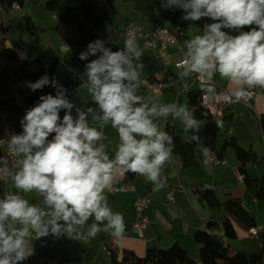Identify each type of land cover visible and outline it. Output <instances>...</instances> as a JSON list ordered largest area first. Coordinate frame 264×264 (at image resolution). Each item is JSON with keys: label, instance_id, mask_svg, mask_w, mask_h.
Wrapping results in <instances>:
<instances>
[{"label": "clouds", "instance_id": "obj_1", "mask_svg": "<svg viewBox=\"0 0 264 264\" xmlns=\"http://www.w3.org/2000/svg\"><path fill=\"white\" fill-rule=\"evenodd\" d=\"M161 8L180 9L186 22L212 21L198 29L201 34L183 41L186 52L177 64L181 78L196 74L202 101L215 93L210 82L217 72L232 89L216 93L218 102L240 101L251 94L249 90L264 89V0H161ZM105 43L96 39L78 56L81 61L96 57L85 66L87 83L82 87L102 115L91 107L77 108L74 118L67 89L47 74L26 85L34 92L51 86L56 94L39 97L40 102L20 120L22 133H6L16 159L10 162L0 155V180H10L17 191L0 198V264H24L35 254L33 241L49 236L88 241L103 231L122 238L123 214L111 209L105 193L117 176L129 172L163 186L162 171L173 159L175 144L173 136L154 123L157 116L178 119L186 136L193 133L187 142H196L208 163L211 148L203 147L195 134L201 121L188 103L148 107L143 97L135 95L143 68L135 30L129 31L122 50L112 52ZM61 110H65L62 119ZM89 114L101 128L111 122L116 130L119 143L114 156L104 144L97 146L104 133L89 126ZM216 126L221 127L222 121ZM22 193L39 194L44 206L30 203Z\"/></svg>", "mask_w": 264, "mask_h": 264}, {"label": "trees", "instance_id": "obj_2", "mask_svg": "<svg viewBox=\"0 0 264 264\" xmlns=\"http://www.w3.org/2000/svg\"><path fill=\"white\" fill-rule=\"evenodd\" d=\"M122 1L130 4V20L137 21L142 19L145 23L151 25V30H145L142 25L128 21L125 25V35L130 25L141 28L144 32L152 33L154 30L169 28L181 33L185 28L202 23L200 21L191 22L181 19L183 15L180 9L165 10L161 8V0H66L65 11L59 16L56 36H59L63 42L72 48L70 65H65L61 61L60 54L51 46L35 58L22 62L18 54L8 47L0 49V57L7 63H0V138L8 143L6 133L13 132L20 134L23 128L20 120L28 110L35 107L40 101L41 95H55L56 90L51 86H45L43 89L32 91L26 85L35 83L42 76L47 74L51 80L53 77L67 89L66 97L70 101L75 91L85 84V66L96 57H89L88 60L81 61L78 56L81 52L87 50L90 42L96 39L106 41L105 47L110 48L112 52L122 50L117 43L113 41L114 29L111 23L117 14L116 3ZM26 0H0V16L6 17L14 5L19 9L23 8ZM46 8L52 13H57V6L54 1H48ZM155 10H159V14ZM136 18V19H135ZM128 20V19H127ZM5 22L2 21L0 28H4ZM18 24L23 34H29L40 41V36L45 32L41 26H37L27 15H22L18 19ZM110 29V31H109ZM4 41V40H3ZM176 67V66H175ZM201 89H194L188 93L189 110L193 112L194 118L201 121L200 131L195 133L203 141V147H210L211 152L215 153L220 160H223L229 149H234L239 161L238 172L242 176V182L248 188H254L257 201L264 202V177L252 179L248 176V166L257 163V155L252 147L243 149L239 141L234 136H227L223 146L217 149V141L224 125V119L214 118L201 102ZM65 110L60 111V117L63 118ZM73 115V114H72ZM75 118V116L73 115ZM167 132L173 136L174 144L178 136L171 123L173 120L169 115L167 119ZM222 121V126L217 127L216 121ZM260 128L264 134V114L260 117ZM193 133L189 132L187 136ZM54 135V134H52ZM51 139V135L49 137ZM195 148H200L196 142L189 143ZM167 163L162 171L165 178L163 186L168 183L167 175L164 174L168 169ZM133 177V173H127ZM156 185L151 183L149 188ZM193 194L198 201L207 205L212 211L225 212L227 217L224 220L215 219L206 224V229L197 230L194 234V240L199 245L200 261L192 258L188 250L181 244L176 243L169 249L151 248L148 249L143 257L136 255L133 251H124L120 258L118 253L113 250L114 244L112 236L105 242V247L110 253L111 264H264V228L259 235L261 250L255 253H246L244 251H234L217 235L210 231L216 230L221 226L226 240H236L239 226L242 230L248 232L257 229L256 217L249 212L241 198L231 197L221 201L213 189H194ZM7 195L0 180V198ZM148 197V196H147ZM152 203V202H151ZM134 207V211H135ZM146 210V209H145ZM144 210V215L145 214ZM135 215V214H134ZM35 254L24 264H82L92 261V256L83 246L80 240L61 238L56 240L49 236L40 241H34Z\"/></svg>", "mask_w": 264, "mask_h": 264}, {"label": "crops", "instance_id": "obj_3", "mask_svg": "<svg viewBox=\"0 0 264 264\" xmlns=\"http://www.w3.org/2000/svg\"><path fill=\"white\" fill-rule=\"evenodd\" d=\"M130 7V4L123 3L121 8H117V14L115 17L116 22L119 23V27L115 25V28H113V41L121 48H124V41L127 38L124 28L126 23H129L128 21H134L142 25L146 31L152 29L151 25L145 23L142 19L140 22L132 20V18L130 20V17H132ZM54 17L59 19L57 14H54ZM200 22L202 25L195 24L185 28L181 32L184 40L190 39L196 34H201L198 32V29L202 30L204 24L212 23L211 20L207 19H202ZM4 28H7V26L4 25ZM222 31H226L230 35H238L237 32L227 29H222ZM0 32V34L4 36L6 35V32L1 28ZM53 38L54 41L51 43L52 47L60 54L61 61L63 60V55L68 56L69 63L64 64L70 65L72 48L63 42L59 36L54 34ZM136 40L142 50V56L138 63H142L143 68L139 69V90L135 95L143 97L142 102L147 103L148 107H152L154 104L159 107L165 104L188 103V93L194 89L200 88V83H195L190 75L181 78L179 73L182 69L175 67V63L181 61L186 52V48L183 45L184 40L167 47V50L162 54L158 49L150 50L145 39L136 38ZM41 46H43V44L40 39L39 42L34 40L32 51L22 52L19 51V49H13L10 46L8 48L13 49L18 54L21 61L25 62L38 56L39 54L37 53ZM20 47H23L21 49L25 50L24 45H21ZM84 80L86 84L87 77H85ZM150 83L160 85V92L155 93L152 91L149 87ZM210 83L216 86L215 93L224 90L229 92L232 91L229 82L222 79L218 72L213 76ZM70 102L74 105L72 114L75 118L77 116V108L87 111V109L91 107L95 110L97 115H102L99 105L92 101L91 94L85 87H79L75 91ZM241 107L244 109H247L246 107H248L253 111L254 114L250 113L251 118L258 124V127L261 130L259 122L261 115L264 114V89L256 88L255 94L249 98L248 103L243 102L226 106L223 110L222 117H214L212 115L214 118L224 119L225 122L221 132L228 134H220L217 141V149H220L223 146V137L225 140L227 136L236 137L242 132V129H239L238 132L235 128V121L239 117L238 111L241 110ZM87 120L90 127H96L98 131L104 133V139L98 141L97 146L101 143L104 144L105 150L109 155L114 156L119 139L116 130L111 127V122L101 128V122L94 120L92 114L88 115ZM153 121L159 128H161V130L167 131L168 126L164 117L157 116L153 118ZM171 124L178 139L176 140L177 143L174 148L173 159L169 162L168 169L164 172V174L167 175L168 183L162 187L154 186L149 188V185L152 182L148 181L146 177L135 173H133L132 177L126 173L122 177L117 176L111 189L105 193L108 197V203L111 209L114 212L122 213L124 217V235L117 240V243L113 248L120 258L123 256L124 251H133L136 255L143 257L148 249H169L174 244L179 243L188 250L194 260L199 262V245L194 240V234L197 230L206 229V224L211 220L212 216H210L207 211L211 209L207 205H203L198 201L197 197L193 194V190L213 189L217 197L223 202L228 198L226 192L229 190L228 182L232 181L231 178L235 176V178L240 179L241 181H239L242 183L241 175L238 172L239 161L235 159L231 160V157L229 156L230 151H227L223 160H220L215 153L211 152L210 157L208 158V163L205 164V157L201 148H195L187 142V136L183 132V125L181 122L177 119ZM240 142L246 143L245 145H248L249 143V141L241 140ZM211 159H216V163L212 164L210 162ZM256 164L260 165V162L257 161V163L250 164L248 170L256 167ZM1 183L2 185L5 183V188L4 186L3 188L6 194H13L17 191L11 186L10 180H1ZM122 188H126L127 190H122ZM22 195H24L26 199H29L30 203L35 202L41 207L44 206L42 203L43 198L40 197L39 194L22 193ZM169 195H171L172 199H169ZM145 196L150 197L152 203L145 210V216L149 224L144 232V237L140 238L132 229L135 214L134 207L137 198ZM253 202L257 203L258 201L254 198ZM243 204L250 212L249 206L244 202ZM211 212L213 211L211 210ZM225 216L227 217L226 214ZM259 227H262V225L258 224V228ZM235 228L238 237L236 240H226L221 226L217 227L216 230L210 231V233L220 237L233 250L241 251L243 246L247 243V248L252 249L251 242L248 241L246 237L249 234L239 226H236ZM110 236L112 235L109 232L102 231L98 233L94 239L88 241L80 240L92 256V261L82 264H111L110 253L105 247V242L109 240ZM260 246L256 251L260 249Z\"/></svg>", "mask_w": 264, "mask_h": 264}, {"label": "rangeland", "instance_id": "obj_4", "mask_svg": "<svg viewBox=\"0 0 264 264\" xmlns=\"http://www.w3.org/2000/svg\"><path fill=\"white\" fill-rule=\"evenodd\" d=\"M48 1H54L56 3L57 6L56 14L58 16H62V14L65 11L66 0H26L24 7L20 8V10L18 11L11 10L10 13L6 15V17H4V15L0 16V24L3 17V22L6 23L4 25L8 27V31H6L5 36L0 34V49L2 47L6 48L10 46L13 49H19V51L22 52L23 51L28 52L33 50L35 38L29 34L28 35L23 34L18 24V19H20L22 15L29 16L37 26H41L45 29V32L40 36L41 43L43 44V46L39 48L37 54H42L49 46L52 47L51 43L54 41L53 35L57 34L56 29L59 20L56 17H54V14L46 8V3ZM116 4H117L116 5L117 8L119 9V7L121 8V5L123 3L121 1H118ZM115 17H114V21L111 23L113 28H115V25L119 27V23L116 22ZM136 20L139 22L142 21L140 18ZM21 45H24L25 50L21 49L20 47ZM62 57H63L62 60L63 64L69 63V58H67L68 56L63 55ZM0 63H2L3 65L7 64L1 57H0ZM246 108L247 109L241 107V110L238 111L239 117L235 121V126H236L235 128L238 132L239 129H242V132L239 133L236 137L239 141L240 146L243 149H248L249 147H252L255 153L257 154V158L258 161L260 162V165L256 164V167L250 168L247 171H248V176L250 178L258 179L264 177V137L262 131L258 127V124L255 121H253L251 118L250 113H253V111H251L250 108L248 107ZM222 135H228V134L222 133ZM222 140L224 141V137L222 138ZM240 140L249 141V143L248 145H245L246 143L240 142ZM228 151H230L229 156L231 157V160L232 159L238 160L234 149H229ZM231 180H232L231 182H228L229 190L226 192L227 197L228 194L231 197H239L243 200V202L247 206H249L250 212H252L251 214L256 217L257 223L259 225H262V227L258 228L260 234L262 229L264 228V202L258 201L257 203H254L253 200L255 198L256 190L254 188H248L247 186H245V184H243V182L242 183L240 182L241 181L240 179L235 178V176H233ZM3 186L5 188V183L3 184ZM207 211L210 216L215 217V219H218L220 221L226 218L225 212H218V211L211 212V210H207ZM247 233L249 234V231ZM246 237L248 241L251 242L252 249L247 248L248 247V243H247L246 245L243 246L241 251L244 250V252L248 254L259 252V250H261L259 235L252 237L249 234ZM259 246L260 249L256 251L259 248ZM234 251H239V250H234Z\"/></svg>", "mask_w": 264, "mask_h": 264}, {"label": "built area", "instance_id": "obj_5", "mask_svg": "<svg viewBox=\"0 0 264 264\" xmlns=\"http://www.w3.org/2000/svg\"><path fill=\"white\" fill-rule=\"evenodd\" d=\"M13 8L18 10L19 6L14 5ZM133 29L136 32V38L145 39L146 44L150 50L158 49L161 54L167 50V47L174 45V44H177L178 42L184 40L181 33L174 31V30H171L169 28L154 30L152 33H147V32H144L141 28L136 27L133 24L127 28V31H126L127 36L129 35V31L133 30ZM21 48H23V47H21ZM179 62L175 63L176 68H178L177 64ZM195 75L196 74H190L192 80L195 83H200L198 80H196L194 78ZM149 87L155 93L160 92V85H158L156 83H150ZM249 91L251 94L249 96L245 97L243 100H240V101H236L235 99H233L232 102H226V101L218 102V101H216V98H215L216 93H208L207 98L204 101H202V96H203V94H202L200 102H201L202 106L205 109H207L211 115H213L214 117H222L223 110L226 106L236 104V103H243V102L248 103L249 98L255 94L256 88L251 89ZM225 92L226 91L224 90V91L218 92V93L223 94ZM0 155L7 156L9 158L10 162L14 161L16 159V157L12 153L11 149L9 148L8 143H6L5 140L1 139V138H0ZM216 161H217L216 159L210 160V162L212 164H215ZM14 170H16V169H14ZM241 179H242V176H241ZM122 190H127V189L122 188ZM169 199H172L171 195H169ZM151 202H152V200L150 199V197H147V196L139 197V198H137V200L135 202V209L136 210H135L132 229L135 232V234L140 238L144 237V232L147 229V226L149 224L146 216L144 215V210L151 204ZM249 234L252 237L258 236L259 230L258 229H252L249 231ZM112 242L114 244L117 243V239L113 235H112Z\"/></svg>", "mask_w": 264, "mask_h": 264}]
</instances>
